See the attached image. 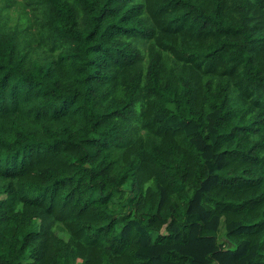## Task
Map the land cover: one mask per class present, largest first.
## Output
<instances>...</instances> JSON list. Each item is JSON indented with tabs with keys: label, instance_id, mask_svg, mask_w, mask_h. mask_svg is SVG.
Wrapping results in <instances>:
<instances>
[{
	"label": "trees",
	"instance_id": "trees-1",
	"mask_svg": "<svg viewBox=\"0 0 264 264\" xmlns=\"http://www.w3.org/2000/svg\"><path fill=\"white\" fill-rule=\"evenodd\" d=\"M0 264H264V0H0Z\"/></svg>",
	"mask_w": 264,
	"mask_h": 264
},
{
	"label": "rangeland",
	"instance_id": "rangeland-1",
	"mask_svg": "<svg viewBox=\"0 0 264 264\" xmlns=\"http://www.w3.org/2000/svg\"><path fill=\"white\" fill-rule=\"evenodd\" d=\"M223 232H224V230H223V228H222L221 234H223ZM63 237H65V236L63 235ZM222 238H223V237H222Z\"/></svg>",
	"mask_w": 264,
	"mask_h": 264
}]
</instances>
